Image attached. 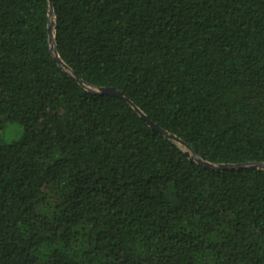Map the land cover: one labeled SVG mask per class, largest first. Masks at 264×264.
<instances>
[{
    "label": "trees",
    "instance_id": "16d2710c",
    "mask_svg": "<svg viewBox=\"0 0 264 264\" xmlns=\"http://www.w3.org/2000/svg\"><path fill=\"white\" fill-rule=\"evenodd\" d=\"M141 114L264 162V0H0V264H264V171Z\"/></svg>",
    "mask_w": 264,
    "mask_h": 264
},
{
    "label": "water",
    "instance_id": "95a60500",
    "mask_svg": "<svg viewBox=\"0 0 264 264\" xmlns=\"http://www.w3.org/2000/svg\"><path fill=\"white\" fill-rule=\"evenodd\" d=\"M48 17H49V22H48V26H47V31H48V41L50 44V52L53 56V58L55 59V61L57 62V64L65 71H68V67L59 59L57 53H56V49H55V43H54V30H53V26H54V15L52 12V6L51 4H49V10H48ZM69 74L75 78V80L80 84L81 87H83L84 89H86L87 91H91V92H95V93H106V94H112L115 95L117 97H120L124 100H127L125 98V96L123 95V93L115 88H95L92 87L88 84H85L82 82L81 79H79L77 76L74 75L73 72H69ZM137 112H139V110L137 108H134ZM141 117L146 120V122L149 124L150 127H152L153 129H156L157 131H159L160 133L163 134L164 137H166L167 139L173 140L177 145H179L181 148H184V152L186 155L189 156V159L196 161L198 164H200L201 166L207 168V169H211V170H232V169H244V168H249V169H256V170H263L264 171V162H252V163H242V164H210L207 162L202 161L201 159H199L197 157V155L195 154V152L184 142L180 141L179 139H177L175 136H173L172 134L167 133L166 131L159 129L155 124H153L146 116L141 114Z\"/></svg>",
    "mask_w": 264,
    "mask_h": 264
},
{
    "label": "rangeland",
    "instance_id": "374dc122",
    "mask_svg": "<svg viewBox=\"0 0 264 264\" xmlns=\"http://www.w3.org/2000/svg\"><path fill=\"white\" fill-rule=\"evenodd\" d=\"M21 134V129L16 124H9L7 130H5V137L7 140L14 139ZM185 150L184 148H182Z\"/></svg>",
    "mask_w": 264,
    "mask_h": 264
}]
</instances>
